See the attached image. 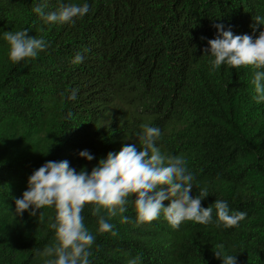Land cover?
Masks as SVG:
<instances>
[{
  "label": "trees",
  "instance_id": "16d2710c",
  "mask_svg": "<svg viewBox=\"0 0 264 264\" xmlns=\"http://www.w3.org/2000/svg\"><path fill=\"white\" fill-rule=\"evenodd\" d=\"M37 2L0 0V129L17 123L38 136L11 149L0 135V264H43L36 252L54 242V209L14 215L35 169L68 160L90 172L108 152L138 143L142 124L161 129L162 152L186 158L195 177L190 194L209 193L202 207L223 199L247 216L230 228L217 227L215 211L206 225L187 221L172 229L163 216L137 225L130 202L127 223L121 214L111 217V235L96 231L86 204L81 215L95 236L91 264L133 257L139 264H221L214 256L221 245L236 264H264V102L254 101L251 84L257 69L222 65L213 72L203 52L215 23L251 34L264 0H87L89 12L74 24H45L32 12ZM83 2L47 0L44 10ZM25 28L48 47L13 65L3 34ZM77 52L85 59L73 64ZM71 89L75 100L66 99ZM84 149L92 161L78 156Z\"/></svg>",
  "mask_w": 264,
  "mask_h": 264
},
{
  "label": "clouds",
  "instance_id": "9594fccd",
  "mask_svg": "<svg viewBox=\"0 0 264 264\" xmlns=\"http://www.w3.org/2000/svg\"><path fill=\"white\" fill-rule=\"evenodd\" d=\"M45 7L47 0H38L32 8L45 24H74L90 10L87 0L81 4L60 3L50 12H45ZM213 27L215 38L208 39L203 49L210 71L222 65L227 69L252 66L257 69L251 80L253 99L257 104L264 102V16L253 18L251 34L234 35L231 26L225 28L222 23H215ZM27 31L25 28L3 34L8 44V59L13 65L26 58H36L48 47L42 37H29ZM84 59L85 56L77 52L71 63L79 64ZM76 97L77 89H71L66 99L75 100ZM71 115L69 112L66 118ZM141 129L136 133L138 143L126 144L118 152H108L90 172L77 171L68 160H50L28 177L26 190L15 200L14 215L22 216L29 210L30 216H36L37 210L45 207L55 212L54 217H49L54 242L36 252L46 257L43 264H91L89 258L95 236L85 226L81 215L86 204L91 205V212L97 217L96 231L111 235H116L114 225L109 222L111 217L121 214V221L127 223L128 216L123 214L128 211L130 202L137 225L161 216L172 229H179L187 221L206 225L213 221L215 211L217 227L230 228L247 216L243 211L231 212L223 199L202 207L201 201L209 193L205 188L196 196L190 194L195 177L188 170L186 158L161 151L156 143L162 136L159 127L142 124ZM78 156L87 161L94 159L87 149L79 151ZM214 256L221 264H236L235 255L226 254L222 245L217 246ZM128 264H139V257L131 258Z\"/></svg>",
  "mask_w": 264,
  "mask_h": 264
},
{
  "label": "rangeland",
  "instance_id": "374dc122",
  "mask_svg": "<svg viewBox=\"0 0 264 264\" xmlns=\"http://www.w3.org/2000/svg\"><path fill=\"white\" fill-rule=\"evenodd\" d=\"M0 135H3L5 139H9L13 144L10 147L11 149L14 147L23 148L29 143L36 142L38 139L37 135L27 132L17 123H10L1 128Z\"/></svg>",
  "mask_w": 264,
  "mask_h": 264
}]
</instances>
